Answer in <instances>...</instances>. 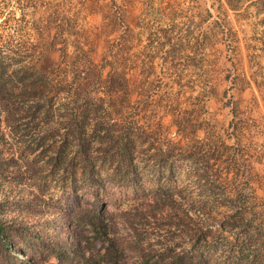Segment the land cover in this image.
I'll return each instance as SVG.
<instances>
[{"label":"trees","instance_id":"trees-1","mask_svg":"<svg viewBox=\"0 0 264 264\" xmlns=\"http://www.w3.org/2000/svg\"><path fill=\"white\" fill-rule=\"evenodd\" d=\"M177 3L166 1L170 16ZM121 39L101 64L85 41L72 43L70 61L60 47L53 75L30 46L0 50V264H264V240L240 194L211 228L170 185L145 191L143 172L164 170L169 180L174 154L137 143L151 128L127 110ZM119 186L130 191L124 208L109 196Z\"/></svg>","mask_w":264,"mask_h":264},{"label":"rangeland","instance_id":"rangeland-1","mask_svg":"<svg viewBox=\"0 0 264 264\" xmlns=\"http://www.w3.org/2000/svg\"><path fill=\"white\" fill-rule=\"evenodd\" d=\"M166 1L0 0V50L30 46L40 55L37 67L52 72L60 47L66 45L70 61L72 45L85 41L101 64L124 36L127 110L151 128L137 143L169 146L174 154L169 180L164 170L142 171L145 191L170 185L211 228L240 194L264 240V0H175L173 16ZM175 117L190 126L177 129ZM109 191L127 205L128 189ZM52 193L68 202L60 190Z\"/></svg>","mask_w":264,"mask_h":264}]
</instances>
